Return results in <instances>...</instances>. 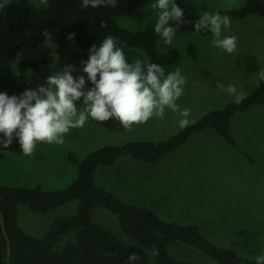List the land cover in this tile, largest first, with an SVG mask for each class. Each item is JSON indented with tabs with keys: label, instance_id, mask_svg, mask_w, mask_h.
Returning a JSON list of instances; mask_svg holds the SVG:
<instances>
[{
	"label": "rangeland",
	"instance_id": "374dc122",
	"mask_svg": "<svg viewBox=\"0 0 264 264\" xmlns=\"http://www.w3.org/2000/svg\"><path fill=\"white\" fill-rule=\"evenodd\" d=\"M246 0H197L188 5L192 12L210 9L237 8ZM43 6L41 0H32ZM155 0H149L133 15L117 17L125 28L140 30L157 22L158 11L151 8ZM231 18V27L224 29V36H236L238 47L232 54L213 46L210 31L175 34L171 45L160 39L157 48L167 50L176 47L181 58L172 66V71L181 69L187 79L184 94L177 101L180 109L189 108V119L196 122L207 112L224 108L234 97L218 88L217 81L225 88L234 85L246 95L259 87L264 71V18L251 14L244 18ZM195 49V55L190 46ZM56 58L41 70L30 68L16 71L37 89L46 86L48 76L72 65L74 77L85 76L84 55L75 41L53 44ZM129 62L134 58L148 60L143 48L123 47ZM83 106V99L77 102ZM177 113L166 110L164 119L152 118L147 124L134 126L132 130H117L94 123L89 117L83 129H72L62 146L40 143L35 156L23 152H10L1 162L0 185L34 186L41 184L47 189L67 187L79 174L69 154L80 158L105 144H123L131 140H162L173 136L179 127ZM231 129L237 147L228 143L213 128L195 132L182 145L153 161H141L131 155L119 157L114 165H101L95 173L96 184L109 189L121 198L154 209L164 218L182 224H198L214 242L233 246L248 257L264 255V105L256 104L233 115ZM242 151L250 155L247 156ZM74 200L54 207L48 212L19 207L21 227L34 235L43 236L52 221L59 215L77 211ZM127 243H138L136 236L122 231L116 213L99 206L91 214ZM148 264H158L152 250ZM170 252L182 260L196 264H217L198 248L189 245L171 244Z\"/></svg>",
	"mask_w": 264,
	"mask_h": 264
},
{
	"label": "trees",
	"instance_id": "16d2710c",
	"mask_svg": "<svg viewBox=\"0 0 264 264\" xmlns=\"http://www.w3.org/2000/svg\"><path fill=\"white\" fill-rule=\"evenodd\" d=\"M148 1L118 0L115 8L85 9L82 0H48L47 6H37L32 0H19V3L13 0L11 6L0 11V92L19 97L27 89L34 90L16 71L14 63L23 71L30 68L39 71L55 61L53 44L64 41L77 42L84 61H87L91 47H99L106 35L116 38L118 46L143 48L148 60L162 65L166 72L172 71V66L181 58V52L176 47L162 51L157 48L161 37L155 33L156 22L143 29L132 30L122 27L117 21L118 16L135 14ZM176 2L185 13V22L176 33H191L202 12H192L185 0ZM228 9L208 11L225 12L235 18L251 14L264 18V0H246L240 7ZM101 22H105L107 27L101 28ZM45 30L51 34V39L43 35ZM73 33L75 36L70 40ZM190 50L195 55L192 45ZM92 87L89 81V88ZM256 104L264 105V79L261 76L258 89L246 95L241 104L233 101L224 108L211 110L169 138L109 143L83 158L70 153L69 158L77 165L79 174L67 187L47 189L41 184L0 185V264H128V258L134 252L141 258L136 264H148L147 247L158 251L159 254L154 255L158 264H196L171 254L170 246L174 243L198 248L217 264H256L254 257L211 240L198 224H182L164 218L148 206L127 201L98 186L95 180V173L101 165H114L123 155H131L141 161H156L184 144L195 132L209 127L217 130L228 143L237 146L231 129L233 115ZM91 120L107 128L124 129L115 118L107 122ZM10 152H22L16 140L8 149L0 146V166ZM74 200L78 201L77 211L57 216L43 236L25 231L19 223L21 204L45 213ZM99 206L116 213L122 231L136 236L139 242L127 243L104 224L93 221L92 211Z\"/></svg>",
	"mask_w": 264,
	"mask_h": 264
},
{
	"label": "clouds",
	"instance_id": "9594fccd",
	"mask_svg": "<svg viewBox=\"0 0 264 264\" xmlns=\"http://www.w3.org/2000/svg\"><path fill=\"white\" fill-rule=\"evenodd\" d=\"M12 2L0 0V11L11 6ZM192 2L197 3V0ZM41 3L47 6L48 0H41ZM117 5L118 0H82L85 9L100 6L115 8ZM151 8L159 10L155 33L164 44L171 45L179 27L185 22L184 10L176 0H155ZM228 10H231L230 6ZM100 27L106 28L107 24L101 22ZM230 27L231 18L219 11H203L195 22L197 33L210 31L213 46L232 54L238 47V38H222L223 30ZM43 35L51 39L47 30ZM74 36L75 33L71 34L69 39ZM118 43L112 35H106L99 47L93 45L89 50V59L82 63L87 81L93 85L90 89H86L85 76L74 77L76 68L69 65L48 76L46 86L27 89L19 97L0 92V146L8 149L16 140L25 156L34 157L38 143L62 146L66 135L72 129H83L89 117L98 122L115 118L129 131L134 126L147 124L154 117L164 119L166 110L178 114L179 127L182 129L194 123L189 119L191 110H181L177 103L187 83L181 69L166 72L162 65L150 59L134 58L129 62L123 47L118 46ZM261 78L264 79V71L261 72ZM216 86L233 96L237 105L246 98V93L238 92L234 85L225 88L217 81ZM81 99L83 106L78 107L77 102ZM152 254L159 253L154 248ZM140 259L134 252L129 256L128 264H136ZM255 261L256 264H264V255H257Z\"/></svg>",
	"mask_w": 264,
	"mask_h": 264
},
{
	"label": "crops",
	"instance_id": "0c3cea01",
	"mask_svg": "<svg viewBox=\"0 0 264 264\" xmlns=\"http://www.w3.org/2000/svg\"><path fill=\"white\" fill-rule=\"evenodd\" d=\"M237 147V146H236Z\"/></svg>",
	"mask_w": 264,
	"mask_h": 264
}]
</instances>
